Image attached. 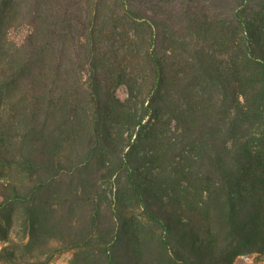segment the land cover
Masks as SVG:
<instances>
[{"label": "trees", "instance_id": "1", "mask_svg": "<svg viewBox=\"0 0 264 264\" xmlns=\"http://www.w3.org/2000/svg\"><path fill=\"white\" fill-rule=\"evenodd\" d=\"M0 243L264 258V0H0Z\"/></svg>", "mask_w": 264, "mask_h": 264}, {"label": "rangeland", "instance_id": "2", "mask_svg": "<svg viewBox=\"0 0 264 264\" xmlns=\"http://www.w3.org/2000/svg\"><path fill=\"white\" fill-rule=\"evenodd\" d=\"M115 93L120 99H124L127 95V89L125 86L120 85L117 87ZM70 257V253L63 254L60 257L55 258L51 264H67ZM234 264H264V258H260L255 255L241 256L237 258Z\"/></svg>", "mask_w": 264, "mask_h": 264}]
</instances>
